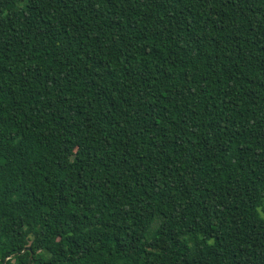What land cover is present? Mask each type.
<instances>
[{
  "label": "trees",
  "instance_id": "obj_1",
  "mask_svg": "<svg viewBox=\"0 0 264 264\" xmlns=\"http://www.w3.org/2000/svg\"><path fill=\"white\" fill-rule=\"evenodd\" d=\"M31 254L264 264V0H0V264Z\"/></svg>",
  "mask_w": 264,
  "mask_h": 264
},
{
  "label": "water",
  "instance_id": "obj_2",
  "mask_svg": "<svg viewBox=\"0 0 264 264\" xmlns=\"http://www.w3.org/2000/svg\"><path fill=\"white\" fill-rule=\"evenodd\" d=\"M27 250L31 251V248H28ZM32 260H33V254H31V257H30L29 264H31V263H32Z\"/></svg>",
  "mask_w": 264,
  "mask_h": 264
}]
</instances>
